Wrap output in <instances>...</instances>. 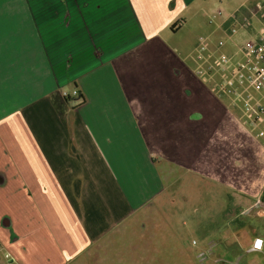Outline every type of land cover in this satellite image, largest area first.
<instances>
[{"label": "crops", "instance_id": "obj_1", "mask_svg": "<svg viewBox=\"0 0 264 264\" xmlns=\"http://www.w3.org/2000/svg\"><path fill=\"white\" fill-rule=\"evenodd\" d=\"M241 1L223 24L247 5L261 17L264 0ZM200 2L208 0H0V264L89 261L167 195L141 98L173 109L169 67L156 56L190 16L205 14ZM252 207L229 221L216 248L224 262L212 264H257L246 258L264 234L242 238L235 228Z\"/></svg>", "mask_w": 264, "mask_h": 264}, {"label": "rangeland", "instance_id": "obj_2", "mask_svg": "<svg viewBox=\"0 0 264 264\" xmlns=\"http://www.w3.org/2000/svg\"><path fill=\"white\" fill-rule=\"evenodd\" d=\"M244 3H198L209 6L205 14L190 16L156 56L169 67L166 84L173 109L165 114L163 98L142 97L145 107L140 110L147 111L139 116L149 151L163 160L157 168L169 183L167 195L138 211V222L126 226L102 255L82 258L81 264H199L197 255L208 243L215 242L217 248L221 238L229 237L228 223L242 205L253 207L236 224L238 236L264 234V213L257 204H264V128L246 105L264 103V88L238 84L241 73L249 75L247 68L238 72L245 61L241 48L249 40L264 38V22L241 13L240 23L233 24L235 33L222 27L230 8ZM193 111L203 119L190 122L188 113ZM216 248L205 264L215 263ZM260 252L246 259L264 264Z\"/></svg>", "mask_w": 264, "mask_h": 264}, {"label": "built area", "instance_id": "obj_3", "mask_svg": "<svg viewBox=\"0 0 264 264\" xmlns=\"http://www.w3.org/2000/svg\"><path fill=\"white\" fill-rule=\"evenodd\" d=\"M219 14H221L219 12ZM231 33L236 32V27H231ZM241 51L245 55L244 63L240 64L238 67V72L241 73L243 68H247L249 71V75L245 76L244 74H240L238 84L243 86L249 82L251 86H254L257 90H261L264 88V38L259 40H249L245 43V45L241 48ZM223 60L227 61V58L223 56ZM238 88V87H237ZM65 97H69L68 93H64ZM73 96L79 97V93L77 90L73 91ZM247 99H250L247 96ZM248 107L247 109L253 114L254 121H261L263 122L264 128V103H257L255 106L246 104ZM258 206L261 207V212L264 213V204L261 203V200L258 201ZM257 242H259L260 246L257 247ZM194 245H197L196 241L192 242ZM216 248L215 242H210L207 246L201 250L197 258L199 260V264H205L211 257L214 255V250ZM264 248V240L261 238L255 239L253 246L251 247V252H260ZM216 263L224 262L223 259L216 258L214 260Z\"/></svg>", "mask_w": 264, "mask_h": 264}, {"label": "trees", "instance_id": "obj_4", "mask_svg": "<svg viewBox=\"0 0 264 264\" xmlns=\"http://www.w3.org/2000/svg\"><path fill=\"white\" fill-rule=\"evenodd\" d=\"M249 9L253 10L254 8L253 7L250 8L248 5H247V7H242L237 13L234 14V16L229 21H226L223 24V29L227 30L228 32H231L230 29H231V26L233 25L234 21L238 20V18L241 16V13H243V12H245L243 14H246V13L250 14V12L248 11ZM261 19L264 22V10L261 12ZM176 26H177V24L173 25L172 29L175 30ZM79 98L83 100L82 96H79ZM261 198L264 201V194L262 195Z\"/></svg>", "mask_w": 264, "mask_h": 264}, {"label": "snow or ice", "instance_id": "obj_5", "mask_svg": "<svg viewBox=\"0 0 264 264\" xmlns=\"http://www.w3.org/2000/svg\"><path fill=\"white\" fill-rule=\"evenodd\" d=\"M257 247H259L260 246V244H259V242H257V245H256Z\"/></svg>", "mask_w": 264, "mask_h": 264}]
</instances>
